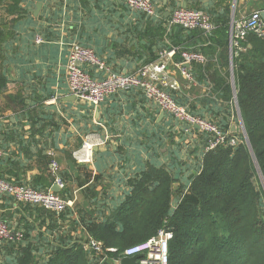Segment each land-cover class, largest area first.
<instances>
[{"label": "trees", "instance_id": "16d2710c", "mask_svg": "<svg viewBox=\"0 0 264 264\" xmlns=\"http://www.w3.org/2000/svg\"><path fill=\"white\" fill-rule=\"evenodd\" d=\"M221 1L190 8L210 16L215 25L210 34L170 24L171 17H164L157 7L154 16L139 11L136 23L144 26V32L141 28L137 31L140 37L151 39L148 44L139 43L149 57L138 68L156 61L160 52L176 47H179L173 57L176 63L181 61L182 51L201 52L206 62H193L189 71L211 90L198 103L211 112H215L219 100L235 105L241 119L238 130L232 131L233 124L228 118L233 110L228 106L222 110L223 118H206L194 101L166 89L179 105L227 135L225 142L210 148L215 134L200 129V143L194 146L195 159L183 161L181 138L172 162L153 165L144 171L108 216L93 188L84 190V204L78 203L62 212L19 201L9 192L0 193L4 201L17 202L19 207L15 213H0V220L19 233L15 239L2 241L0 264H116L125 248L155 236L162 228L174 232L169 264H264V38L249 33L239 41V47H232V20L238 18L239 12L236 10L234 17L231 0ZM126 5L129 7L127 2ZM12 6V12L18 16L24 13L20 0H13ZM181 6L176 4L171 12ZM96 56L109 66L105 59ZM99 72L103 74L97 78H102L104 72ZM169 118L168 126H174L175 138L178 119ZM192 126L187 124L181 131L190 132ZM231 136L238 138L236 145L229 143ZM82 169L86 178L78 181L80 185L90 177L87 166L82 165ZM0 179L21 186L2 172ZM68 192L62 189L56 193L69 200ZM91 240L102 243L104 254L84 248V243ZM110 248L114 251L107 250Z\"/></svg>", "mask_w": 264, "mask_h": 264}, {"label": "crops", "instance_id": "0c3cea01", "mask_svg": "<svg viewBox=\"0 0 264 264\" xmlns=\"http://www.w3.org/2000/svg\"><path fill=\"white\" fill-rule=\"evenodd\" d=\"M215 2L222 1L153 0L166 18L171 17L176 4L193 8ZM231 4L234 17L236 10L238 17L249 13L251 7L264 11V0H231ZM12 5L13 0L0 2V172L4 177L21 186L55 191L50 173V163L55 159L73 202L70 207L84 204V190L93 188L108 216L144 171L172 162L181 138L182 160L195 159L200 128L193 125L190 132L181 131L190 123L177 120L174 138V126H168L172 115L143 91H119L92 106L70 90L67 64L73 45L92 50L106 60L109 69L123 74L134 72L149 57L139 44H148L151 38L140 37L137 31L141 28L144 32V26L136 23L138 10L128 7L125 0H20L24 13L18 16L12 12ZM191 65H187L190 70ZM84 67L95 77L103 74L93 65ZM168 69L169 79L176 85L172 89L194 101L206 118H223L222 110L228 106L234 112L228 118L230 122L241 124L235 105L219 100L215 112H211L198 103L209 95L208 84L185 78L174 62ZM89 134L104 143L95 147L92 163L79 164L73 152ZM82 165L87 166L90 177L80 185L78 181L86 178ZM18 208L17 202L0 198V213H15ZM16 219L17 214L14 222Z\"/></svg>", "mask_w": 264, "mask_h": 264}, {"label": "built area", "instance_id": "2783aa9c", "mask_svg": "<svg viewBox=\"0 0 264 264\" xmlns=\"http://www.w3.org/2000/svg\"><path fill=\"white\" fill-rule=\"evenodd\" d=\"M126 2L134 10L142 11L149 16L156 14V7L152 0H126ZM262 12L261 10H255L247 16L233 19L230 33L232 47H239V41L245 39L249 33H254L264 38V18L262 17ZM170 24H181L190 29H201L205 34H210L215 28L207 13L183 6L176 8L172 12ZM178 50L179 47L170 51H162L156 61L148 63L130 74H123L109 69L92 50L79 45H73L67 64V77L70 90L80 101L92 106H98L116 91L140 88L163 111L170 113L178 120L198 125L201 130L214 133L216 138L210 143V148H213L217 144L225 142L227 135H222L217 131L215 126L191 114L186 106L179 105L166 90L176 87L175 83L169 79L168 68L169 64L173 62V55ZM181 56V61L178 63L174 62V64L185 78L194 83L195 79L187 68V65L193 62L205 63L206 57L201 52L195 50L182 51ZM84 65H93L97 71L102 70L104 72L103 77L97 78L91 75L83 68ZM103 143V140L95 138L92 134L87 135L82 146L73 152L74 160L79 164L92 163L95 147ZM229 143L236 145L238 138L231 136ZM2 154L3 151L0 148V156ZM60 170V164L57 160L53 159L50 163V173L54 184L62 190L66 188V182L61 177ZM2 192H9L15 195L19 201L41 204L57 212L64 211L67 207L72 206L73 203L51 189L48 191H38L31 187L10 185L0 179V193ZM17 235L19 236V233L13 232L4 221L0 220V245L2 241L15 239ZM173 236L174 232L170 228H162L155 236L125 248L122 252V257L140 254L142 256L139 258L138 264H169L170 241ZM84 248H92L104 254L101 242L91 240L88 243H84ZM107 250L114 251V248ZM115 263L120 264L119 261Z\"/></svg>", "mask_w": 264, "mask_h": 264}, {"label": "water", "instance_id": "95a60500", "mask_svg": "<svg viewBox=\"0 0 264 264\" xmlns=\"http://www.w3.org/2000/svg\"><path fill=\"white\" fill-rule=\"evenodd\" d=\"M262 17L264 18V11L262 12ZM197 128H200L198 125H195ZM238 130V126L237 125H233L232 126V131L236 132ZM55 191L58 190V187L55 186ZM142 255L137 254L134 256H130V257H122L120 264H138V260Z\"/></svg>", "mask_w": 264, "mask_h": 264}, {"label": "rangeland", "instance_id": "374dc122", "mask_svg": "<svg viewBox=\"0 0 264 264\" xmlns=\"http://www.w3.org/2000/svg\"><path fill=\"white\" fill-rule=\"evenodd\" d=\"M255 10H257V9H254L253 7H251V9H250V11H249V13H251V12H253V11H255ZM247 12H243L242 14H240V16L238 17V18H240L241 16H247ZM237 18V19H238ZM233 19H235V18H233ZM168 72H169V69H168Z\"/></svg>", "mask_w": 264, "mask_h": 264}]
</instances>
